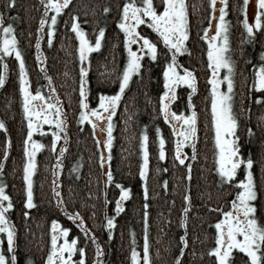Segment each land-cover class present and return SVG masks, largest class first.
Masks as SVG:
<instances>
[{
  "label": "trees",
  "instance_id": "1",
  "mask_svg": "<svg viewBox=\"0 0 264 264\" xmlns=\"http://www.w3.org/2000/svg\"><path fill=\"white\" fill-rule=\"evenodd\" d=\"M187 14L188 39L185 46L188 51L177 55V62L194 72L196 91L191 99L192 110L187 106L189 87L180 86L176 90V99L169 105L172 111H190L196 113V159L192 160V147L183 148L189 170L174 160V141L170 124L159 113V96L163 88V67L169 59L168 50L158 34L146 25L138 27L157 44V59L151 60L147 55L141 58L142 68L139 75L133 74L126 86L117 110L113 116V141L110 149L112 159L109 162L114 180L130 188V197L123 201V211L115 215L113 209L119 196L115 183L105 185L98 164L99 149L91 125L79 119V68L81 62L78 53V40L71 29V17L76 15L79 26L84 29L90 43H95V36L100 27L105 33L101 47L88 53L86 61V99L89 108L95 107L100 94L111 95L119 88V78L127 60V51L123 47V32L117 27L124 0H70L64 11L58 14L56 31L52 44L47 42L46 31L42 37L39 53L35 47L39 20L45 9L41 0H15L13 8L5 7L6 0H0V13L4 24L13 25L18 47L25 61L29 80V90L40 88L45 96L59 97L62 117L66 122L67 141H57L55 152L51 148V133L33 134L35 140L44 147L35 156L36 168L32 179L34 207L25 209V183L23 180L24 140L27 136V120L23 115L21 95L19 92V65L15 57H6L5 83L0 86V121L6 131L0 129V182L11 198L13 208L8 211V218L15 233V254L17 264H43L49 249L51 221L57 220L61 227H68V239L76 237L78 247L85 248V264H92L95 246L91 235H95L100 244L103 264H131L130 253L135 240L137 251L144 244L143 204L144 187L148 196V243L150 264H176L180 255V235L185 230L179 227L181 215L187 220V247L184 248L180 264H216L215 256L208 251L215 246L214 223L220 213L210 211L212 208L228 210L234 188L231 184L220 185L219 175L215 171V140L211 122V85L208 77L207 46L203 39V29L209 25L208 0H184ZM160 6V0H154ZM242 0H227L226 20L229 21L230 56L234 63L232 77V113L237 119L236 135L239 136L240 152L243 159L253 161L251 171L258 191L257 219L264 224V103H257L255 97L261 95L252 84V65L258 64L259 53L264 50V29L255 31L251 40L244 41L246 33L240 21L243 14L239 11ZM109 11L105 12L104 9ZM50 15V14H49ZM45 32V34H44ZM37 55L40 64H37ZM250 61V62H249ZM182 72V69H178ZM51 77V83L46 79ZM55 88V92L50 89ZM102 123V122H101ZM159 126L165 139V159L158 158V141L156 128ZM252 129L249 135L248 129ZM147 135L148 165L146 178L142 182L139 166L143 162L140 149L141 133ZM64 132L59 135L64 136ZM66 145L61 157L63 167L54 175L55 156L60 146ZM7 147V156L4 155ZM77 164L76 172H72ZM161 169V171H157ZM167 169V171H163ZM237 179L243 178V166L237 170ZM167 181L165 188L164 181ZM54 181L59 184L64 207L57 204L52 192ZM188 194L189 211L184 214L183 196ZM107 197V203H105ZM79 212L83 217L90 235L85 243V235L72 220L65 215ZM24 211L29 215L25 217ZM94 213V215H93ZM115 215V227L109 239L108 229L104 225L105 216ZM233 264H248L247 256L233 250ZM73 260L79 259L74 253Z\"/></svg>",
  "mask_w": 264,
  "mask_h": 264
},
{
  "label": "snow or ice",
  "instance_id": "2",
  "mask_svg": "<svg viewBox=\"0 0 264 264\" xmlns=\"http://www.w3.org/2000/svg\"><path fill=\"white\" fill-rule=\"evenodd\" d=\"M44 5V13L39 20V27L37 28V36L35 47L39 53L42 37L39 33L47 25V42L52 44L53 33L56 31L54 25L57 23L58 14L62 13L70 4V0H41ZM249 0H242L239 11L244 14V18L240 21L243 26L246 36L244 41L251 40L255 31L264 29V0H255L257 11L255 13L254 22L250 23L246 14V6ZM211 13L209 15V25L203 29V39L207 42V60L208 68L211 70V75L208 77V83L211 85V122L214 129L215 140V171L219 175L218 183L231 184L234 188V194L228 210L222 208H212L209 205L210 211H217L220 213V218L214 223L215 228V246L211 247L208 255L215 256L216 264H233L234 257L233 250H238L247 256L248 264H264V224L257 219V204L253 203L257 200L258 191L255 186L251 165L253 161L251 158L243 159L240 152L239 136L236 135L238 127L237 119L232 113V92L234 81V63L230 56L229 45V21L226 17V0H219L218 17L215 16L217 11V0H208ZM15 0H6L5 7L13 8ZM109 11L108 8L104 9ZM49 13H51L49 17ZM214 31L209 33V28L213 27ZM146 25L158 34L162 43L168 50L169 59L165 61L163 67V88L164 91L159 96V113L164 121L170 124L172 135L178 137L174 141V160L178 161L180 165H184L189 170L191 164H186L183 148L186 144L193 149L191 159H196L195 144L196 138V113L190 111L189 115L183 112L179 114L172 111L169 105L176 99V86L186 84L192 91L188 94L187 106L189 110L194 108L192 103V93L196 91L194 72L177 62V55L188 51L185 46V41L188 39L187 31V14L184 0H160V6L154 3V0H124L120 12V20L117 22V27L123 32V47L127 51V60L123 71L119 78V88L114 94H100L98 103L95 107L89 108L86 96V84L88 67L86 61L88 60V53L93 49L101 47V40L104 36L105 29L100 27L95 36V43L92 44L85 36V31L79 26L76 15L71 17V29L75 32L76 38L79 41L78 53L81 62L79 68V119L78 123L83 124L85 121L93 130V136L96 138L95 143L99 154L97 157L101 175L104 178L105 185L115 183L119 189V196L115 200V207L113 212L118 215L123 211V201L127 200L130 195V188L114 180L113 171L111 169L110 161L112 159L110 149L112 147L113 137V116L116 113L117 106L121 100L122 94L128 85L133 74L139 75L142 68L141 58L145 55L151 60L157 59V44L153 42L147 35H143L138 31V27ZM13 25L11 23L4 24L3 14L0 13V86L5 83V69L7 64L4 61L5 56L13 55L19 65V92L22 97V108L24 117L27 120V136L24 140V156L26 162L23 165V180L25 183L24 207L25 209L33 208V191H32V173L36 168L35 155L38 149L44 147L39 141L32 139L34 132L41 134L47 132L51 133V148L55 152L57 148V141L63 138L67 141L66 122L62 117V106L58 102L59 97L45 96L42 94L40 88L34 92L29 90V80L26 71L25 61L22 53L18 47L16 36L13 34ZM139 45L135 50L131 45ZM146 50V51H145ZM37 64H40V56L37 55ZM259 63L252 65V84L249 86L250 90L255 89L261 93L255 97L257 103H264V50L259 53ZM250 62V61H249ZM178 69H182V72ZM223 69V75H220V70ZM51 83V77H46ZM226 83V90H221L220 85ZM55 92V88L50 89ZM35 101L36 103H33ZM179 122V126L175 122ZM102 122V123H101ZM41 125H49L47 129ZM54 126V129L53 127ZM99 128L100 134L97 135L96 129ZM0 129L5 128L3 121H0ZM64 132V136L59 134ZM249 135H252V129H248ZM156 137L158 141V158L163 161L165 159V139L161 135L159 126L156 128ZM31 144V149L28 145ZM147 135L141 133L140 135V149L142 156V163L139 166V176L143 182L146 178L148 165V151H147ZM66 151V145L60 146L59 154L55 156L56 164L54 167V175H58V170L63 167L61 157ZM7 147H5L4 155L7 156ZM243 166V178L237 179V170ZM0 168L3 164L0 163ZM77 164H73L71 171L76 172ZM161 171V169H157ZM167 171V169H163ZM164 186L166 188L167 181ZM144 187L145 203L143 204V218H144V244L143 256L140 257L136 248L135 240L133 239V247L130 253L131 264H150L149 243H148V208L147 203L148 191L146 185ZM5 187L0 182V233H6L7 236V254L0 249V264H17V256L15 254L14 244V229L10 225L8 219V211L13 208L11 198L5 192ZM59 184L54 181L52 192L54 198L57 199V204L64 207V201L60 198L61 193L58 190ZM190 197L188 194L183 196L186 202L182 212L186 214L189 211L190 205L187 203ZM107 203V197H105ZM23 215L27 217L28 211H24ZM65 215L69 220H72L80 228L85 235V243H87L90 235V230L87 229L83 217L79 212L69 213L65 209ZM94 215V213H93ZM115 215L105 216L104 227L108 229L109 239L112 236V229L115 227ZM51 240L50 250L44 261V264H85V248L78 247V240L72 237L67 238L70 232L68 227H61L59 222L55 219L51 221ZM179 227L185 230L183 235L179 237L180 255H177L176 264H180V258L183 255L184 248L187 247V220L186 215H181ZM63 238L62 242H58ZM92 244L95 246V256L92 264H103L101 259L103 255L102 248L97 241L95 235H91ZM79 253V259L73 260V254ZM66 253V254H65ZM31 264V261H28Z\"/></svg>",
  "mask_w": 264,
  "mask_h": 264
},
{
  "label": "rangeland",
  "instance_id": "3",
  "mask_svg": "<svg viewBox=\"0 0 264 264\" xmlns=\"http://www.w3.org/2000/svg\"><path fill=\"white\" fill-rule=\"evenodd\" d=\"M226 3H227V0H226ZM218 8H219V0H217V11H216V13H215V16L216 17H218V15H219V13H218ZM227 8V7H226ZM211 10V9H210ZM256 11H257V8H256V3H255V0H249V3H248V5L246 6V14H247V17H248V19H249V22L250 23H252V22H254V19H255V13H256ZM50 15H51V13H49ZM226 14H227V9H226ZM50 15H49V17H50ZM226 18V17H225ZM243 18H244V14H243ZM212 23H213V27H211V28H209V33H211V32H213L214 31V23H215V19H213V21H212ZM44 30L46 31V36H47V25H45V27H44ZM44 34H45V32H44ZM0 35H2V33H0ZM205 42H206V40H205ZM139 45H136V44H133V45H131V47L133 48V50H135L137 47H138ZM206 46H207V42H206ZM78 47H79V41H78ZM146 51V50H145ZM88 55V54H87ZM12 57L13 55H9V56H5L4 57V61H5V58L6 57ZM14 57V56H13ZM127 57V56H126ZM5 71H6V69H5ZM223 72H224V70L223 69H221L220 70V75L222 76L223 75ZM180 86H184V87H186L187 85L186 84H180V85H177L176 86V90H177V88H179ZM188 87V86H187ZM220 88H221V90H226V83H222L221 85H220ZM211 91V90H210ZM174 101V100H173ZM172 101V102H173ZM33 103H36L35 101H33ZM21 105H22V97H21ZM23 109V108H22ZM190 114V113H189ZM188 114V115H189ZM23 115H24V112H23ZM187 116V115H186ZM87 122V121H86ZM175 123H177V125L179 126V122L177 121V122H175ZM43 128H45V129H47L48 127H49V125H41ZM53 127V129H54V126H52ZM172 130V129H171ZM96 132H97V135L99 136V135H101L100 134V131H99V128H97L96 129ZM45 133H48L47 131L45 132ZM33 134H37V132H34ZM215 136V135H214ZM32 139H35L34 137H32ZM28 147L31 149V144H29L28 145ZM215 150H216V148H215ZM38 151H39V149L37 150V152H36V154L38 153ZM36 156V155H35ZM36 159V158H35ZM8 215V214H7ZM9 219V218H8ZM9 223H10V220H9ZM10 225H12V224H10ZM52 234V233H51ZM50 240H51V237H50V239H49V249H48V252H49V250H50ZM14 241H15V235H14ZM63 241V238H61V240L60 241H58V242H62ZM0 249H2V250H4V252L7 254V236H6V233H0ZM138 252V254H139V256L140 257H142L143 256V248L140 250V252L139 251H137ZM66 254V253H65ZM47 255H48V253H47ZM45 261V260H44ZM44 264V263H43ZM57 264H58V262H57ZM141 264H142V261H141Z\"/></svg>",
  "mask_w": 264,
  "mask_h": 264
},
{
  "label": "bare ground",
  "instance_id": "4",
  "mask_svg": "<svg viewBox=\"0 0 264 264\" xmlns=\"http://www.w3.org/2000/svg\"><path fill=\"white\" fill-rule=\"evenodd\" d=\"M48 253V252H47ZM47 255V254H46ZM47 257V256H46ZM46 259V258H45Z\"/></svg>",
  "mask_w": 264,
  "mask_h": 264
}]
</instances>
